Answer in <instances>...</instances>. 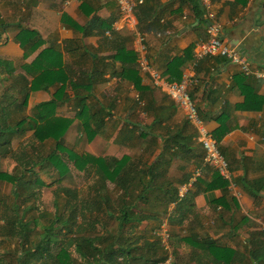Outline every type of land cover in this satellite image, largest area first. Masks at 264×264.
<instances>
[{
  "label": "crops",
  "instance_id": "0c3cea01",
  "mask_svg": "<svg viewBox=\"0 0 264 264\" xmlns=\"http://www.w3.org/2000/svg\"><path fill=\"white\" fill-rule=\"evenodd\" d=\"M211 8L222 39L244 52L252 66L264 67V0H211ZM92 16L103 22L86 28ZM23 28L40 34L42 42L33 51L26 52L20 45L18 33ZM137 32L145 38L141 54L163 77L176 80L179 73L180 79L188 75L194 80L191 96L229 163L234 185L232 189L227 184L225 190H206L211 172L202 158L198 164L191 151L177 150L176 156L171 149L162 154L171 158L165 173L175 179L177 187L201 168L191 189L195 192L192 206L179 217V224L170 225V230L178 228L171 233L172 264H264V79L242 75L237 65L223 57H196V44L206 38L205 13L199 0H142L129 16L119 11L114 0H0V60L4 61L0 62V128L21 119L26 127L35 117L34 107L52 98L59 83L30 90L22 104L26 80L40 70L28 72L24 65L32 63L42 49L51 48L54 51L41 64H58L55 68L60 67L70 79L68 98L55 107V115L73 119L64 136L66 145L95 156L130 155L150 162L159 156L164 143L192 135L193 148L202 156L196 131L184 111L139 68ZM120 46L135 53L132 66L122 68L113 59ZM176 58L185 61L172 65ZM91 69L99 80L89 102L109 113L98 134L88 140L74 118L77 107L71 84L82 70ZM244 84L263 98L260 109L237 107L244 99ZM79 133L84 136L81 141L76 138ZM32 136L33 129L15 130L11 149L15 151L13 143L19 142V149L27 151ZM14 165L9 154L0 153V171L11 172ZM107 187L112 189L113 183L107 182ZM221 197L224 205L216 202ZM174 206L170 203L168 210ZM143 207L138 204L139 210ZM161 221L167 223V215ZM147 226L149 222L144 220L140 228ZM187 237L197 244L191 245ZM209 242L231 252L223 256L213 249L220 252L215 257L209 253ZM252 250L256 260L250 256Z\"/></svg>",
  "mask_w": 264,
  "mask_h": 264
},
{
  "label": "trees",
  "instance_id": "16d2710c",
  "mask_svg": "<svg viewBox=\"0 0 264 264\" xmlns=\"http://www.w3.org/2000/svg\"><path fill=\"white\" fill-rule=\"evenodd\" d=\"M102 22L101 18L92 16L86 28ZM18 39L26 52L35 50L42 42L37 31L26 28L19 31ZM116 50L113 59H118L122 68L133 65L136 56L132 50L123 46ZM52 51L42 49L32 63L24 65L28 72L40 70L30 81L26 80L22 104L30 90L47 89L59 83L52 98L34 107L35 117L26 127L21 119L15 125L0 128V153L9 154L15 161L11 172L0 171V187L10 186L7 193L0 191V264H156L165 258L155 234L161 218L167 215L169 226L179 224V217L189 211L195 196L191 190L183 197L178 196L175 179L165 173L171 158L166 159L162 154L171 149L176 156L177 150L191 151L198 164L201 158L203 161V154L195 152L192 135L164 143L159 156L150 162L130 155L95 156L66 145L64 136L73 119L55 115V107L60 100L68 98L66 89L70 79L60 67L55 68L58 64L49 61L46 66L41 64ZM184 61L185 58H176L172 65L179 66ZM94 72L82 70L71 84L77 107L74 118L80 121L88 140L98 134L104 116L109 113L105 107L89 102L94 84L99 80ZM178 76L179 73L176 81L180 80ZM241 91L244 99L238 108L258 110L262 107L263 98L249 85L244 84ZM197 109L203 118L201 110ZM19 129H33V141L28 143L27 151L11 149L12 134ZM71 167L92 174L89 194L82 196L75 187L58 185L53 192V212L41 209V188L49 184L40 174L61 179L69 174ZM206 170L211 172V179L205 189L225 190L227 181L211 166L207 165ZM107 182L113 183L112 189L107 187ZM223 201L222 197L216 200ZM172 202L175 206L169 211ZM139 203L144 204L143 209H138ZM144 220L149 226L140 228ZM186 240L191 245L197 244V241H189V237ZM9 243L13 245L9 247ZM213 249L222 251L223 256L231 252L209 242V253L220 257V252L216 254ZM250 256L252 260L258 258L253 250Z\"/></svg>",
  "mask_w": 264,
  "mask_h": 264
},
{
  "label": "built area",
  "instance_id": "2783aa9c",
  "mask_svg": "<svg viewBox=\"0 0 264 264\" xmlns=\"http://www.w3.org/2000/svg\"><path fill=\"white\" fill-rule=\"evenodd\" d=\"M114 1L119 11L129 16L132 14L136 2L142 0ZM199 1L205 13L206 38L196 44V57H223L228 62L237 65L242 75H253L257 78L264 79V67L252 66L251 60L244 52L222 39L221 26L215 19L211 8V0ZM144 40V35L141 32H137L135 42L138 52L139 68L146 71L149 74L150 82L154 86L161 87L166 95L184 111L185 118L195 129L196 137L203 150V164L214 168L232 189L234 185L231 180L229 163L220 151L217 140L207 127L206 122L198 112L194 99L190 95V86L194 80L188 75H183L178 81L163 77L141 54L146 48ZM200 175L201 168H197L186 182L178 185V196L183 197L186 195L193 188ZM234 194L238 195V193ZM155 234L165 252V258L159 260L156 264H172L173 254L171 251V235L168 224L166 222L161 223L159 229L155 231Z\"/></svg>",
  "mask_w": 264,
  "mask_h": 264
},
{
  "label": "rangeland",
  "instance_id": "374dc122",
  "mask_svg": "<svg viewBox=\"0 0 264 264\" xmlns=\"http://www.w3.org/2000/svg\"><path fill=\"white\" fill-rule=\"evenodd\" d=\"M79 134L81 136H79ZM79 134L76 135V138L79 139V141H81L80 139H82V137H84V136H82L81 133H79ZM70 144H74V143H70ZM13 147L15 148V151H19L21 149L20 148L21 143L14 142ZM77 147H82V145H77ZM40 176L43 177L44 180L49 184L48 186H44L41 188L40 207H41V209L46 210V211H50V212H53V210H54V207H53L54 193L53 192H54V189L58 185L69 186L71 188L75 187L78 190L79 195L85 196V195L89 194L90 185L93 181V177L91 175L86 174L85 172H79V171L75 170L73 167H71L69 174L64 176L61 179H56V178H53V177L45 175V174H40ZM8 189H9L8 185H6L3 188L0 187V191H4L5 193L8 192ZM38 225H39V227H41L42 224L40 222H38ZM172 229H174V230H170V226H169L170 235H172L171 233H173V231L175 233H176V231H178L177 227H173ZM7 245L9 247H11L13 245V243H9ZM7 245L5 246V248H7ZM52 249L55 250V245L52 246ZM160 253H162V255H163V251H161Z\"/></svg>",
  "mask_w": 264,
  "mask_h": 264
}]
</instances>
